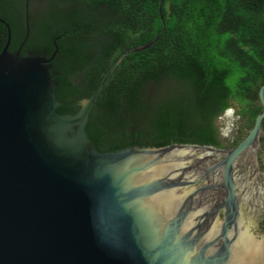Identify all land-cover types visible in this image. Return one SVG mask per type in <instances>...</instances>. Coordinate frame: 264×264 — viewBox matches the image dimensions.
<instances>
[{
    "label": "water",
    "instance_id": "95a60500",
    "mask_svg": "<svg viewBox=\"0 0 264 264\" xmlns=\"http://www.w3.org/2000/svg\"><path fill=\"white\" fill-rule=\"evenodd\" d=\"M159 36L117 56L76 113L58 114L65 106L49 74L54 53H11L7 31L0 264H264V85L260 105L232 121L231 149L133 145L100 153L86 134L114 72Z\"/></svg>",
    "mask_w": 264,
    "mask_h": 264
},
{
    "label": "trees",
    "instance_id": "16d2710c",
    "mask_svg": "<svg viewBox=\"0 0 264 264\" xmlns=\"http://www.w3.org/2000/svg\"><path fill=\"white\" fill-rule=\"evenodd\" d=\"M0 21V51L9 30V52L54 53L49 74L65 106L58 114L76 113L117 56L160 34L129 54L93 109L86 134L100 153L225 148L215 120L231 102L239 115L260 105L264 0H0Z\"/></svg>",
    "mask_w": 264,
    "mask_h": 264
},
{
    "label": "rangeland",
    "instance_id": "374dc122",
    "mask_svg": "<svg viewBox=\"0 0 264 264\" xmlns=\"http://www.w3.org/2000/svg\"><path fill=\"white\" fill-rule=\"evenodd\" d=\"M229 110L232 111L231 116H224L225 114H221L216 120H215V126L218 131L219 139L222 142V144L225 146V148L221 149H227L230 148V146L235 141L234 138L229 133L232 121L237 119L239 116V108L236 104L230 103L229 104ZM228 117V118H227ZM261 153H262V159L264 164V135L261 134Z\"/></svg>",
    "mask_w": 264,
    "mask_h": 264
},
{
    "label": "bare ground",
    "instance_id": "6f19581e",
    "mask_svg": "<svg viewBox=\"0 0 264 264\" xmlns=\"http://www.w3.org/2000/svg\"><path fill=\"white\" fill-rule=\"evenodd\" d=\"M231 113H232V111L227 110L224 116H228V117H230V116H231ZM228 117H227V118H228Z\"/></svg>",
    "mask_w": 264,
    "mask_h": 264
},
{
    "label": "flooded vegetation",
    "instance_id": "af4514ba",
    "mask_svg": "<svg viewBox=\"0 0 264 264\" xmlns=\"http://www.w3.org/2000/svg\"><path fill=\"white\" fill-rule=\"evenodd\" d=\"M227 149H231V148H227Z\"/></svg>",
    "mask_w": 264,
    "mask_h": 264
}]
</instances>
